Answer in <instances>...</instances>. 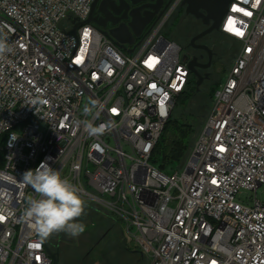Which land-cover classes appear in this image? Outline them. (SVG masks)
Returning <instances> with one entry per match:
<instances>
[{
  "label": "built area",
  "instance_id": "obj_1",
  "mask_svg": "<svg viewBox=\"0 0 264 264\" xmlns=\"http://www.w3.org/2000/svg\"><path fill=\"white\" fill-rule=\"evenodd\" d=\"M93 2L0 0L13 48L0 58V264L54 262L23 218L39 197L20 180L41 162L111 212L151 264H264V200L238 199L264 187V0L230 2L220 32L241 49L173 173L151 157L192 73L162 33L178 0L127 49L88 21Z\"/></svg>",
  "mask_w": 264,
  "mask_h": 264
},
{
  "label": "rangeland",
  "instance_id": "obj_2",
  "mask_svg": "<svg viewBox=\"0 0 264 264\" xmlns=\"http://www.w3.org/2000/svg\"><path fill=\"white\" fill-rule=\"evenodd\" d=\"M183 16L181 10L173 13L162 33L184 48L197 29H193ZM208 37L215 44L213 64L206 71L197 67L204 77L199 86L198 76L192 73L188 90L176 101L159 139V142L165 139L167 144L173 139H179L180 127L185 137L190 138L188 158L211 112L216 90L226 80L227 73L241 49V42L220 31ZM169 170L168 173L175 172ZM255 194L264 200V187H260L257 192L243 191L238 199L246 201L249 196L255 197ZM85 204V212L77 221L85 225L83 233L78 236H70L67 232L53 233L48 239L52 251L58 253L56 264H151L150 256L126 247L122 223L111 212L94 203L85 201Z\"/></svg>",
  "mask_w": 264,
  "mask_h": 264
},
{
  "label": "clouds",
  "instance_id": "obj_3",
  "mask_svg": "<svg viewBox=\"0 0 264 264\" xmlns=\"http://www.w3.org/2000/svg\"><path fill=\"white\" fill-rule=\"evenodd\" d=\"M12 51L6 39L0 37V58ZM86 128L90 135H101L107 126L88 124ZM20 183L30 186L39 197H26L23 218L41 240L53 233L67 232L70 236H78L84 232L85 225L77 222L86 207L81 188L62 178L59 170L41 162L36 169L23 173Z\"/></svg>",
  "mask_w": 264,
  "mask_h": 264
},
{
  "label": "flooded vegetation",
  "instance_id": "obj_4",
  "mask_svg": "<svg viewBox=\"0 0 264 264\" xmlns=\"http://www.w3.org/2000/svg\"><path fill=\"white\" fill-rule=\"evenodd\" d=\"M175 2L176 0H97V7L93 17L104 23L108 20L119 21L131 12L135 16L134 24L139 28L144 24L140 12L152 6L153 10L148 12L147 18H151L154 13L155 17H157L162 12L165 14ZM219 3L220 0H178L172 11L173 14L181 10L184 14L183 18L187 19L193 29H197L187 46L183 48V51L184 54L189 56L190 60L199 63L198 68L202 71H206L213 64L216 53L215 44L208 40V36L218 31L213 30L199 38H196V36L207 30L214 23V18L219 12ZM100 4L102 11L98 12ZM188 9L190 10L189 12H187ZM123 21L124 19L121 22ZM140 37L124 34V38L134 42H137Z\"/></svg>",
  "mask_w": 264,
  "mask_h": 264
},
{
  "label": "water",
  "instance_id": "obj_5",
  "mask_svg": "<svg viewBox=\"0 0 264 264\" xmlns=\"http://www.w3.org/2000/svg\"><path fill=\"white\" fill-rule=\"evenodd\" d=\"M231 1L232 0H220L219 12H218V15L214 18V23L207 30L203 31L201 34L196 36V38H199L213 30L220 31V25H221L222 19L229 8V4ZM96 7H97V0H94L92 4V11H91L90 17L88 18V21L93 22L96 25H98L100 30L105 35L111 37L114 40L115 44L121 49H127V44L134 43V41H131V40L129 41L128 39L124 38V34L133 35V36H141L143 35L148 25L149 27H152L155 24V22L163 15V12H162L159 16L155 17V13H154V15L151 18H147L148 12L153 10L152 6H149L146 10L140 12V15H141L142 20L144 21V24H142L143 25L142 27L138 28L134 24L135 16L131 12L128 14V16L121 18L119 21L118 20L117 21L108 20L104 23H101L99 20H96L95 17H93V13L95 12ZM101 11L102 10H101V4H100V6L98 7V12H101ZM189 11L190 10L188 9L187 12ZM122 19H124L123 22H121ZM73 33H76V28L73 30ZM138 43L134 44V47L131 49H128V51L132 52ZM183 58L189 61V67L191 69V72L198 76L199 80L197 82V85L199 86L202 80L204 79L203 75L197 69V67H199V63H197L194 60H190L189 56L186 54H184ZM48 238L44 239L46 251L53 258L54 263H57L58 253L52 251L51 247L48 245Z\"/></svg>",
  "mask_w": 264,
  "mask_h": 264
},
{
  "label": "trees",
  "instance_id": "obj_6",
  "mask_svg": "<svg viewBox=\"0 0 264 264\" xmlns=\"http://www.w3.org/2000/svg\"><path fill=\"white\" fill-rule=\"evenodd\" d=\"M191 75H192V73H191ZM189 84H190V79H189V82L187 84V87H186L185 91L182 94H180L179 97H181L182 95H184L187 92ZM179 97H178V99H179ZM179 129L178 130H179V132L181 134L179 136V139H173L172 142H170V144L169 143L168 144L165 143V139L163 141H161V142L158 141V143L155 146L154 151L152 153V157H151L152 163L157 168L161 169L162 171H164L166 173H168L170 171L169 169H171L172 171H176L177 169L183 168L184 165L186 164L185 161H186V159L188 158V155H189L188 149H189V146H190V138L188 136L189 140L187 141L188 138L185 137L184 131L181 130L180 127H179ZM185 133L187 134V132H185ZM159 155H160V157H159ZM53 264H56V263L53 262Z\"/></svg>",
  "mask_w": 264,
  "mask_h": 264
},
{
  "label": "snow or ice",
  "instance_id": "obj_7",
  "mask_svg": "<svg viewBox=\"0 0 264 264\" xmlns=\"http://www.w3.org/2000/svg\"><path fill=\"white\" fill-rule=\"evenodd\" d=\"M230 23H234V22H231V21H230ZM236 31L238 32V30H236ZM241 34H242V33H241ZM0 219H2V217H0Z\"/></svg>",
  "mask_w": 264,
  "mask_h": 264
},
{
  "label": "crops",
  "instance_id": "obj_8",
  "mask_svg": "<svg viewBox=\"0 0 264 264\" xmlns=\"http://www.w3.org/2000/svg\"><path fill=\"white\" fill-rule=\"evenodd\" d=\"M147 29V28H146Z\"/></svg>",
  "mask_w": 264,
  "mask_h": 264
}]
</instances>
